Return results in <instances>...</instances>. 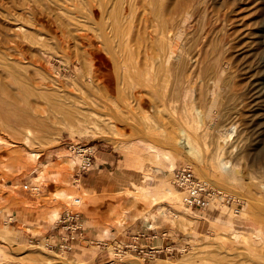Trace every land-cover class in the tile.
Wrapping results in <instances>:
<instances>
[{
    "label": "rangeland",
    "instance_id": "rangeland-1",
    "mask_svg": "<svg viewBox=\"0 0 264 264\" xmlns=\"http://www.w3.org/2000/svg\"><path fill=\"white\" fill-rule=\"evenodd\" d=\"M219 1L218 7L223 2ZM237 1L229 0L232 8L239 6L232 10L228 6V17L234 15V20L226 30L234 42L232 60L246 91L256 81L264 87V0ZM77 10V0H0V50L6 53L13 43H21L28 28L33 41L43 38L46 42L40 49L33 43L22 46L32 61L26 74L30 88L35 90L36 104L71 105L73 101L72 106H82L89 95L93 103L102 105L107 100L104 109L113 121L118 112L123 117L129 114L130 122L139 120L143 111L129 95L132 92L140 98V86L123 84L118 90H108V81L104 86L93 77L95 69L105 71L107 57L84 51L75 29L71 34L65 32V14L75 21ZM15 23L23 25V30ZM255 61L259 62L257 69ZM250 66L255 71L249 74ZM94 87L97 92H92ZM263 100L264 96L252 102L256 111L248 113L254 121L260 120L252 131L246 130V125L231 127L225 132L228 138L221 150L209 144L201 154L189 152L196 164L230 192L208 208L185 205L184 195L174 186V170L188 161L176 157L173 163L160 157L135 137L130 126L117 122L121 134L114 141L64 129L53 138L44 136L33 146L14 142L1 132L9 142L0 150V264L176 263L199 247L205 249L196 253L190 264H215L222 259L226 260L223 264H264ZM120 103L124 109H120ZM132 103L136 104L133 110ZM110 108L117 112L111 115ZM239 136L237 146L234 141ZM73 145L91 148L94 156L90 171L80 168L81 157ZM241 147H246L242 154ZM97 161H104L100 165L103 171L96 192L91 193L87 190L90 182L78 179L94 171ZM76 198L81 199V206ZM75 208L84 219L92 214L93 223L87 228L95 237L89 249H83V256L74 248L80 235L70 249L64 248L68 232L62 221L67 210ZM144 230L149 234L158 231L160 242L124 243Z\"/></svg>",
    "mask_w": 264,
    "mask_h": 264
},
{
    "label": "bare ground",
    "instance_id": "bare-ground-1",
    "mask_svg": "<svg viewBox=\"0 0 264 264\" xmlns=\"http://www.w3.org/2000/svg\"><path fill=\"white\" fill-rule=\"evenodd\" d=\"M218 1L77 0V19L72 21L74 19L65 14L67 17L62 25L65 32L71 34L75 29L84 51L107 57L106 61L102 58L106 62L105 71L95 69L94 78L103 85L108 81L109 85L104 86L110 91L114 87L117 90L122 88L123 84L140 86V98L129 91V96L143 111V117L134 118L133 122H130L129 114L124 113L123 117L118 115L119 112L115 113L116 122L113 121L104 109L107 100L102 99L106 102L102 106L90 101L89 95L82 106H72L73 101H70L71 105L66 102L48 103L44 107L36 104L33 99L35 90L30 88L26 74L32 61L22 46L33 43L40 49L46 42L43 38L39 42L33 41L27 28L21 43H13L9 52L0 50V133H6L14 142L31 146L40 143L44 136L53 138L64 129L114 141L115 136L121 134L118 129L121 123L130 126L135 137L160 157L173 163L176 157L187 160L205 185L224 194L230 193L222 182L213 180L188 154H201L209 144L215 150H221L228 138L225 132L231 127L238 129L246 125L245 129L252 131L260 122L250 117L255 110L252 102L264 96V87L258 81L259 85L262 84L258 88L256 81L244 91L232 60L234 42L226 30L234 15L228 17L229 0H222L220 7L216 4ZM16 25L18 28L19 24ZM23 27L19 26L20 30ZM258 63L253 62L255 69ZM252 70L255 71L250 66L248 73ZM94 91L95 87L92 88ZM119 105L124 109L121 103ZM114 112L117 111L111 109V115ZM241 133L242 130L239 135ZM239 138L234 141L237 146ZM8 142L0 135V150ZM245 148L241 147L239 153L242 154ZM238 193L236 196L241 195ZM203 248H195L188 258L179 262L160 264H190ZM225 261L218 260L215 264Z\"/></svg>",
    "mask_w": 264,
    "mask_h": 264
},
{
    "label": "built area",
    "instance_id": "built-area-1",
    "mask_svg": "<svg viewBox=\"0 0 264 264\" xmlns=\"http://www.w3.org/2000/svg\"><path fill=\"white\" fill-rule=\"evenodd\" d=\"M74 151L81 157L80 168L83 171H90L93 165V152L90 147L73 145ZM174 186L184 195L185 205L190 208H208L214 202L224 200L222 191L213 186H207L194 173L189 164L179 165L173 172ZM75 202L81 206V199L76 198ZM63 229L68 232L64 239V248L70 249L75 240L78 239L84 225V219L78 208L68 209L62 221Z\"/></svg>",
    "mask_w": 264,
    "mask_h": 264
},
{
    "label": "crops",
    "instance_id": "crops-1",
    "mask_svg": "<svg viewBox=\"0 0 264 264\" xmlns=\"http://www.w3.org/2000/svg\"><path fill=\"white\" fill-rule=\"evenodd\" d=\"M105 162H108L107 158H105ZM102 163H104V161H97L96 165L94 166L95 167L94 171H92L90 173H88V172L83 173V175H81V177L78 179V181H81V182H83L85 184L87 182H90V184L87 185V190H89L91 193L96 192L97 183H98V181L100 179L99 177L101 176L99 174L102 173V171H103V169H102V171L100 169V165H102ZM90 217H92V214L89 215L88 217H86L85 219L83 218L84 219V225H83L82 230L80 231V237H79V239L77 240V243L74 246V248L77 247V249H80L79 252H80V254H82V256H83V249H89L87 246L90 245L92 236L95 237L94 232L93 231H88V228H87V224L90 225L91 223H93V220ZM132 231L129 233L130 235L133 234ZM151 234H149V231H146V230H144L143 232L140 231L137 235H133V237H131L130 239H128L124 243L128 244V242H129V244H130V243L137 242L138 245H140V244H142V245H144V244L150 245V244H152L154 242H156V243L160 242L161 239L158 237V235H159L158 231L154 230V232L151 233ZM153 234H156V236H154ZM154 237H155V239L153 240L152 238H154ZM156 237H158V238H156Z\"/></svg>",
    "mask_w": 264,
    "mask_h": 264
}]
</instances>
